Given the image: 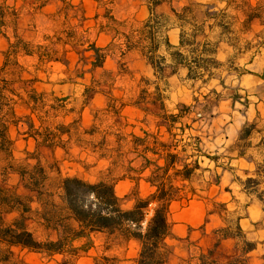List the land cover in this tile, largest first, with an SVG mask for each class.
<instances>
[{
    "label": "rangeland",
    "instance_id": "1",
    "mask_svg": "<svg viewBox=\"0 0 264 264\" xmlns=\"http://www.w3.org/2000/svg\"><path fill=\"white\" fill-rule=\"evenodd\" d=\"M47 1L0 0V81L12 90L11 94L4 92L12 101L0 99V230L26 221L34 236L48 243L41 251L0 239V264H76L80 254L67 246L77 236L79 224L67 208L63 179L77 176L112 183L131 172L125 153L135 166L144 160L137 152L158 160L152 151L165 154L156 136L169 140L171 150L179 152L178 169L184 162L193 164V136L190 130L181 132L180 122L209 119L214 105L225 97L214 89L223 71L244 72L250 59L264 54V0H217L207 7L193 6L185 20L187 38L191 40L196 27L202 25L210 45L204 49L186 45L184 55L187 60L214 58L218 65L205 61L201 62L203 68H197L191 61L193 70H178L181 80L175 92L169 93L161 68L156 70L150 61L139 58L125 60L122 55L129 46L140 45L142 28L124 23L127 37L119 38L118 46L115 42L97 51L93 31L89 34L86 29L89 18L84 0H52L51 10L45 7ZM99 4L105 13L91 19L112 24L110 0H99ZM171 18L167 27L178 29ZM148 30L152 32V28ZM222 39L233 44L234 52L220 61L211 54ZM152 99L165 107L158 111L143 107V102ZM176 114L182 116L172 125L171 115ZM250 131L245 128L242 136ZM171 174L175 176L173 169ZM175 184L186 197L193 196L192 186L202 195L179 175ZM133 190L125 197L118 194L123 206L139 196ZM208 205L223 215L225 225L209 230L201 225L186 236H170L166 264H200V254L209 251L221 264H264V256L246 255L236 210L214 197ZM227 238L226 244L221 242ZM221 244L223 248L216 251ZM99 258L117 263L112 258L105 260V255Z\"/></svg>",
    "mask_w": 264,
    "mask_h": 264
},
{
    "label": "crops",
    "instance_id": "2",
    "mask_svg": "<svg viewBox=\"0 0 264 264\" xmlns=\"http://www.w3.org/2000/svg\"><path fill=\"white\" fill-rule=\"evenodd\" d=\"M157 1V3H153V0H110L109 14L113 21L112 24L105 21L100 23L91 19L106 11L99 4V0H84L82 5H84L85 16L89 18L86 29L89 34L93 31L92 42L97 51L117 43L119 38H121L119 41H122L124 36L127 37L128 31L122 28L124 23L132 22L133 26H137L136 30L142 28L141 31L144 35L139 40L140 45L129 46L122 52V55L125 56V60L139 58L145 62L150 61L149 56L152 54L164 56L165 60L161 69L158 70L163 73L165 88L169 87L170 93V90L175 92L176 83L181 80V75L177 73L178 70L186 68L177 67L176 70L174 69L171 52L174 49L183 50L185 46L181 45L182 34L186 37L189 35L184 30L187 23L179 19L175 13H184L188 18V15L192 13L193 6L207 7L217 0ZM45 7L47 10H51L52 0L47 1ZM215 7L212 5V8ZM155 15L160 17L158 25L150 21V26H145ZM171 17H174V21L177 22L178 29L167 27L168 21L173 20ZM202 27V25L196 27L195 34L191 35V40L193 44L204 49L210 45V40ZM143 28L147 30L144 32ZM150 28H152V32H149ZM146 34H150V36H146ZM203 38L204 40H202ZM143 42L147 43L145 47L141 46ZM156 45L157 48H153ZM233 52V44L222 39L219 40L211 55L223 61L231 57ZM250 60L251 62L246 64L248 70L244 72L223 71L221 79L224 82L221 83V79H217L218 84L214 89L217 93H223L225 97L223 101L214 105L209 119L197 120L193 123L180 122L179 129L182 133L191 131L194 141L193 149L196 153L193 163L195 161L199 163V168L195 169L190 180L185 182L199 188L202 195L192 193L191 190L194 188L190 187V192L194 197L190 195L173 200L170 204L169 218L171 217V236H186L195 232L201 225H205L207 230L220 228L225 225V218L208 205V201L214 197L216 201L236 210V225L240 226L247 241L255 243V248L246 251V255L256 257L264 256V54L258 59ZM149 64L157 70L152 63ZM212 79L216 78L212 77ZM142 105L150 107L154 111L162 110L165 107L164 103L153 99L146 100ZM175 116L177 114L171 115L172 125L175 122L173 120ZM179 116L176 121L179 120ZM167 128L168 131L172 130L171 126ZM207 128L210 129V132L203 133L202 129ZM245 128H250L251 131L243 137L242 132ZM155 139L162 147L166 145L163 147L165 154L157 148V151H152L159 160L137 152L136 155L141 154L144 158L145 165L140 162V166H135L131 161L133 158L125 153V156L129 157L126 162L130 163L131 172L112 182L117 194L121 197L128 196L133 188V192L140 193V197L148 196L151 193L153 189L150 182L151 174L148 177L144 175L152 173L155 163L162 165L166 153L171 150L169 140L158 136ZM147 160L150 163H147ZM185 164L189 163L184 162ZM151 165L152 168H150ZM144 183L148 186L145 185L144 189L138 192L137 190ZM134 204L135 199L128 200L124 207L130 209ZM229 239H224L226 241L221 242H227ZM67 247L69 249L76 248L78 253L74 254H80L76 264H106L99 258V255L115 259L117 264H137L140 241L121 232L96 231L71 237ZM222 248V244L218 245L216 251Z\"/></svg>",
    "mask_w": 264,
    "mask_h": 264
},
{
    "label": "trees",
    "instance_id": "3",
    "mask_svg": "<svg viewBox=\"0 0 264 264\" xmlns=\"http://www.w3.org/2000/svg\"><path fill=\"white\" fill-rule=\"evenodd\" d=\"M157 2V0H153V3ZM175 14L179 19L186 20V14ZM159 19L160 17L155 15L145 26H150V21L158 25ZM167 43L170 45L169 42ZM192 44L193 41L182 34L181 45ZM153 48L156 49L157 45ZM171 56L174 60L173 67L175 70L179 66L193 70L190 65L191 61L197 68H203L204 65L201 62L205 61L211 62L214 66L218 65V61L214 58H203L202 56L187 60L182 49L171 52ZM149 60L154 67L161 68L165 57L153 54L149 56ZM5 91L12 93L11 88L5 87L0 81V99L2 101L9 100L10 102L11 97L8 94L6 96ZM173 118L176 121L178 115ZM30 128H34L33 122L30 123ZM163 147H166V145H163ZM206 156L210 157L209 155ZM178 160L179 154L169 150L162 165L154 164L155 168L151 173L150 180L153 187L151 193L146 197L138 196L135 199L134 206L130 209L123 206V200L117 194L112 183L105 181L90 182L77 176L65 177L62 188L67 208L71 216L79 223L77 235L96 231L121 232L140 241L137 264H164L169 255L166 241L171 236L170 204L178 197H184L183 190L175 184V177L179 175L182 181L190 180L195 169L199 168L198 161H195L193 164H185L181 169H178ZM147 163H150V161L147 160ZM172 169H174L175 176L171 174ZM34 184H37V181ZM191 192L194 193V189ZM151 211L152 213L149 216ZM237 229L242 232L240 226H237ZM0 232V239L8 244L20 245L34 250H46L44 246L47 242L39 241L34 236L33 231L26 226L25 221H16L4 230H0ZM244 242L247 245V248H244L245 251L255 248V243L247 240H244ZM47 249L49 248L47 247ZM104 259L108 260L109 258ZM198 259L200 264H221L210 251L208 254L201 253ZM230 264H233V262Z\"/></svg>",
    "mask_w": 264,
    "mask_h": 264
}]
</instances>
